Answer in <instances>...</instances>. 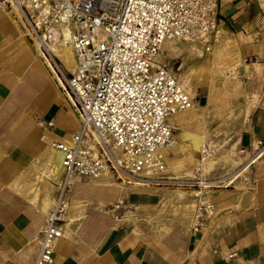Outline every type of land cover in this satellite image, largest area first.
<instances>
[{
    "label": "crops",
    "instance_id": "crops-1",
    "mask_svg": "<svg viewBox=\"0 0 264 264\" xmlns=\"http://www.w3.org/2000/svg\"><path fill=\"white\" fill-rule=\"evenodd\" d=\"M262 18L252 0H219L207 66L220 75L204 91L200 75L178 74L194 99L193 108L169 118L176 132L165 177L179 186L127 185L110 175L73 180L56 264H264V155L245 166L251 145L264 140ZM187 52L205 62L201 46ZM54 55L64 72L74 71L70 47ZM80 128L49 64L19 20L0 9V264H35L64 180L52 143ZM202 137L226 142L209 165L198 160ZM206 169L208 181L232 183L205 192L213 222L192 232L197 199L180 184Z\"/></svg>",
    "mask_w": 264,
    "mask_h": 264
},
{
    "label": "built area",
    "instance_id": "built-area-1",
    "mask_svg": "<svg viewBox=\"0 0 264 264\" xmlns=\"http://www.w3.org/2000/svg\"><path fill=\"white\" fill-rule=\"evenodd\" d=\"M252 1L264 15V0ZM0 9L19 20L42 51L81 123L69 140L52 143L64 180L40 231L35 264H56L55 246L69 212L66 190L73 180L110 175L127 185L169 183L150 178L165 172L166 153L175 143L176 128L167 119L193 108L194 99L175 73L155 63L166 40L213 37L215 42L219 0H0ZM64 31L75 56L70 74L50 49ZM225 143L202 137L200 160ZM251 150L249 166L264 155V140ZM226 183L198 174L180 184L197 199L192 232L210 228L215 205L205 192Z\"/></svg>",
    "mask_w": 264,
    "mask_h": 264
},
{
    "label": "rangeland",
    "instance_id": "rangeland-1",
    "mask_svg": "<svg viewBox=\"0 0 264 264\" xmlns=\"http://www.w3.org/2000/svg\"><path fill=\"white\" fill-rule=\"evenodd\" d=\"M262 15V14H261ZM264 17V15H262ZM262 21H264V18H262ZM206 39V38H204ZM174 40V39H170ZM210 40V44L206 43ZM207 41L203 40H184L180 39L179 41L175 42L173 49H166L163 47L160 53L159 60H161V57L163 60V65L171 70L173 73H175L178 77V74L181 72H189L192 75H200L199 78V84L205 89H208V87L213 83V80H215L220 74H218V71L213 66H207V60L210 56V51L206 50V47L210 45L211 47L214 45L213 37H210ZM201 46L202 50L204 51L203 60L204 63H197L196 57H194L193 54H190L187 52V50L191 47L194 48L195 46ZM164 50V51H163ZM165 53V54H164ZM196 63V64H195ZM179 79V78H178ZM180 81V80H179ZM181 82V81H180ZM170 118V117H169ZM169 118L167 121L169 122ZM219 154L216 153L213 158H211V162H213V159H216V157ZM198 160H200L198 156ZM207 162H204L203 164H206ZM210 169H206V173H203L202 171H198V173H195V176L200 174L202 177L206 178L208 177ZM167 171L163 174V177H165ZM208 173V174H207ZM60 174L62 176V179L64 178V173L60 171ZM162 185H169V186H176L178 187L179 184H175L174 182H169L167 184Z\"/></svg>",
    "mask_w": 264,
    "mask_h": 264
},
{
    "label": "bare ground",
    "instance_id": "bare-ground-1",
    "mask_svg": "<svg viewBox=\"0 0 264 264\" xmlns=\"http://www.w3.org/2000/svg\"><path fill=\"white\" fill-rule=\"evenodd\" d=\"M210 37H206V39H204L203 41H207L208 39H209ZM68 39H69V34H68V32L67 31H64L63 32V34H62V37L60 38V40H59V42H58V44H55V45H51L50 46V49L52 50V52H53V54H54V52H56L57 54H58V52H59V48H64V47H68L69 48V46L67 45V41H68ZM180 39H182V38H174V40L172 41V40H166L165 41V43H164V45L162 46V48H161V50L163 49V47L165 48V50L166 49H173V47H174V43L175 42H177V41H179ZM184 40H187V39H184ZM36 44H37V46H39V44H38V42H36ZM59 46V47H58ZM58 47V48H57ZM208 49H209V47H208ZM207 49V50H208ZM189 50V49H188ZM197 50V49H196ZM164 51V50H163ZM200 52V51H199ZM42 53V51L40 52V54ZM160 53H161V51L159 52V54H158V56H157V61H156V65H162V66H164L163 65V58L161 57V60H159V57H160ZM165 54V53H164ZM68 55V54H67ZM68 57H69V55H68ZM68 59H70V58H68ZM64 60V59H63ZM71 65V64H70ZM73 67V66H72ZM184 82H185V85L187 84V80L186 79H184ZM184 82H182L181 84L183 85V87H184ZM185 88V87H184ZM186 89V88H185ZM187 91V90H186ZM188 111V110H187ZM183 112H186V111H183ZM179 113H182V112H179ZM179 113H176V114H179ZM51 156V155H50ZM211 158H213L212 156L211 157H209V158H206V159H204V160H199L201 163H204V162H207L206 164H211L212 162H211ZM255 162V161H254ZM55 163V162H54ZM244 166V165H243ZM245 166H246V168H248L249 167V164L248 163H246L245 164ZM171 169V168H170ZM59 170V169H58ZM167 171V168H166V170H165V172ZM164 172V173H165ZM163 173V174H164ZM56 174V173H55ZM163 174H162V176H160V177H154V176H152V177H150L151 179H155V178H157V179H163V180H165V181H169L167 178H164L163 177ZM61 176V175H60ZM133 183H143V182H141V181H139V180H134V182ZM232 183V181H229V182H227V185L228 184H231ZM226 185V186H227ZM31 190V189H30ZM33 192V191H32ZM39 192V191H38ZM34 196V195H33ZM38 196H37V194L35 195V197H34V199H33V201H35L36 200V198H37ZM41 203H42V201H41ZM48 203H49V199H48V197H46L45 198V200H44V205L45 206H47L48 205ZM41 206V205H40Z\"/></svg>",
    "mask_w": 264,
    "mask_h": 264
}]
</instances>
